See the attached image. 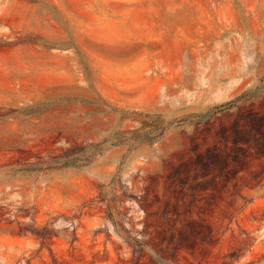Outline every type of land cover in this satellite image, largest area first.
Wrapping results in <instances>:
<instances>
[{
    "label": "rangeland",
    "instance_id": "obj_1",
    "mask_svg": "<svg viewBox=\"0 0 264 264\" xmlns=\"http://www.w3.org/2000/svg\"><path fill=\"white\" fill-rule=\"evenodd\" d=\"M0 175V264H264V0H0Z\"/></svg>",
    "mask_w": 264,
    "mask_h": 264
},
{
    "label": "bare ground",
    "instance_id": "obj_2",
    "mask_svg": "<svg viewBox=\"0 0 264 264\" xmlns=\"http://www.w3.org/2000/svg\"><path fill=\"white\" fill-rule=\"evenodd\" d=\"M208 154V153H207ZM197 159V158H196ZM199 162V161H198ZM206 162V161H205ZM203 165H204V163H203ZM202 166V165H201ZM207 169V168H206ZM187 174V173H186ZM204 175V174H203ZM1 176V175H0ZM4 176V175H3ZM187 178V177H186ZM207 184V183H206ZM205 186V185H204ZM199 187V186H198ZM187 190V189H186ZM192 190V189H191ZM200 189H198V191H199ZM205 197V196H204ZM193 200V199H192ZM196 202V201H195ZM189 205H190V203H189ZM144 230V229H143ZM172 231V230H171Z\"/></svg>",
    "mask_w": 264,
    "mask_h": 264
}]
</instances>
